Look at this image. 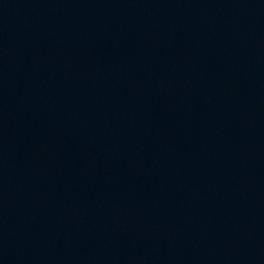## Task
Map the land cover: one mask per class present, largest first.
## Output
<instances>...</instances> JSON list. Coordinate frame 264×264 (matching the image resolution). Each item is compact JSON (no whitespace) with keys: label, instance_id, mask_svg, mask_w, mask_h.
Returning a JSON list of instances; mask_svg holds the SVG:
<instances>
[{"label":"water","instance_id":"water-1","mask_svg":"<svg viewBox=\"0 0 264 264\" xmlns=\"http://www.w3.org/2000/svg\"><path fill=\"white\" fill-rule=\"evenodd\" d=\"M0 264H264V0H0Z\"/></svg>","mask_w":264,"mask_h":264}]
</instances>
